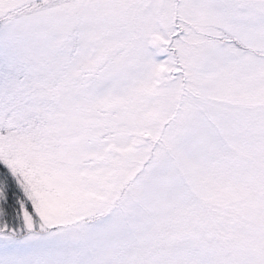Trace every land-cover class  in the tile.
I'll list each match as a JSON object with an SVG mask.
<instances>
[{
	"label": "snow or ice",
	"instance_id": "obj_1",
	"mask_svg": "<svg viewBox=\"0 0 264 264\" xmlns=\"http://www.w3.org/2000/svg\"><path fill=\"white\" fill-rule=\"evenodd\" d=\"M0 264H264V0H0Z\"/></svg>",
	"mask_w": 264,
	"mask_h": 264
}]
</instances>
